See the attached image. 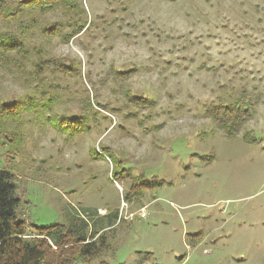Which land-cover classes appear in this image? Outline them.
Masks as SVG:
<instances>
[{
  "label": "rangeland",
  "instance_id": "1",
  "mask_svg": "<svg viewBox=\"0 0 264 264\" xmlns=\"http://www.w3.org/2000/svg\"><path fill=\"white\" fill-rule=\"evenodd\" d=\"M83 6L85 30L67 44L50 42L54 55L82 65L80 77L54 80L63 89L57 112L75 115L77 99L90 97L98 123L66 142L48 120L29 116L22 152L0 148L21 215L47 227L118 211L124 221L112 233L109 264H264V0ZM20 91L10 81L4 93ZM244 91L257 105L228 137L206 108ZM132 96L154 104L141 108ZM245 131L256 141L246 143ZM134 181L143 187L128 200Z\"/></svg>",
  "mask_w": 264,
  "mask_h": 264
},
{
  "label": "trees",
  "instance_id": "2",
  "mask_svg": "<svg viewBox=\"0 0 264 264\" xmlns=\"http://www.w3.org/2000/svg\"><path fill=\"white\" fill-rule=\"evenodd\" d=\"M48 14H57L59 19L47 20ZM86 25L83 0H0V148H9L10 155L22 152L29 116L36 123L48 120L66 142L91 132V121L98 123L90 97L77 99L80 112L75 115L57 112L64 103L63 89L59 90L54 80L80 77L82 65L76 59L54 55L50 42L60 38L67 44ZM134 72L118 71V75L125 80ZM10 81L21 91L9 98L4 91ZM244 94L232 102L206 108V117L228 137L241 132L257 105ZM133 99L141 108L154 104L148 98ZM242 138L246 143L256 141L252 131H245ZM116 168L114 163L113 176ZM142 187L134 181L127 199ZM17 188L14 172L0 168V264H109L108 258L115 254L112 233L124 221L119 220L118 211L104 216L94 212L91 220L75 215L68 226L40 227L28 224L21 215Z\"/></svg>",
  "mask_w": 264,
  "mask_h": 264
},
{
  "label": "built area",
  "instance_id": "3",
  "mask_svg": "<svg viewBox=\"0 0 264 264\" xmlns=\"http://www.w3.org/2000/svg\"><path fill=\"white\" fill-rule=\"evenodd\" d=\"M122 207L124 208V207H126V205H125V204H123V206H122ZM141 216H142V217H145L146 215H145V213L143 212V213L141 214Z\"/></svg>",
  "mask_w": 264,
  "mask_h": 264
},
{
  "label": "crops",
  "instance_id": "4",
  "mask_svg": "<svg viewBox=\"0 0 264 264\" xmlns=\"http://www.w3.org/2000/svg\"><path fill=\"white\" fill-rule=\"evenodd\" d=\"M145 262H142V264H144Z\"/></svg>",
  "mask_w": 264,
  "mask_h": 264
}]
</instances>
